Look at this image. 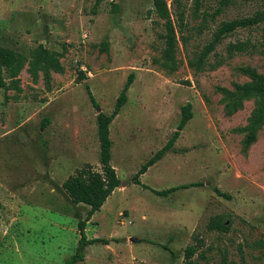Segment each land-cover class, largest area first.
I'll use <instances>...</instances> for the list:
<instances>
[{
    "label": "rangeland",
    "instance_id": "obj_1",
    "mask_svg": "<svg viewBox=\"0 0 264 264\" xmlns=\"http://www.w3.org/2000/svg\"><path fill=\"white\" fill-rule=\"evenodd\" d=\"M168 2L174 61L154 0H0V44L27 57L17 81L0 76V264H66L75 252L89 206L74 204L62 184L86 163L101 170L97 116L113 111L132 72L128 102L110 126L121 185L86 228L110 244L88 246L78 264H264V123L252 121L255 98L233 109L236 97L225 91L251 80L245 68L264 74L261 25L237 29L200 64L223 21L264 4L238 0L215 16L216 0L199 10L194 0ZM239 40L255 47L230 56L228 44ZM41 43L59 54L63 72L33 75ZM188 102L194 115L174 149L140 179L157 190L202 185L162 196L133 177L169 141ZM220 216L228 229L210 227ZM189 246L197 252L187 260Z\"/></svg>",
    "mask_w": 264,
    "mask_h": 264
},
{
    "label": "trees",
    "instance_id": "obj_2",
    "mask_svg": "<svg viewBox=\"0 0 264 264\" xmlns=\"http://www.w3.org/2000/svg\"><path fill=\"white\" fill-rule=\"evenodd\" d=\"M101 0H97L99 3ZM196 10H199L203 0H194ZM217 8L214 11V15L221 14L227 7L234 4L238 0H216ZM251 1V0H242ZM264 4V0H261ZM154 11L166 21L167 26V47H166V57L168 60H175V48L178 42L177 31L174 21L172 19V13L169 7L168 0H154ZM263 31L264 40V9H258L254 14L242 18H235L228 21H223L218 29L214 32L212 40L205 46L200 55V64L206 57L210 55L211 52L215 51L217 46L223 41L224 38L229 36L231 33L235 32L239 28H247L253 26H260ZM255 46H251L248 42L237 41L230 42L227 46L228 54L231 56L238 52L250 51ZM27 61V57L22 53L0 44V76L5 72L9 78H13L17 81V77L24 68ZM44 70L46 72L54 70L56 72H63L64 66L60 61L59 54L47 48L44 44H39L32 54L31 61V72L35 77L38 76L39 71ZM243 71L248 74L251 78L250 81L243 84H237L235 92L229 90L227 93L235 96L231 102L233 109H236L238 105L242 103V100L255 98L257 100V107L252 115V121H254V126L256 128L261 127L264 123V74L259 73L257 70L252 68H245ZM84 75L81 74V78ZM135 79V74L132 72L124 85L118 99L115 103V107L111 113L99 112L97 116L98 125V137L100 141V162L102 164L101 170H97L91 163H86L84 166L78 168L73 174L63 182L62 187L66 194L74 204L84 203L89 206V210L85 218L80 219L78 223V229L80 233L79 244L75 252L66 259V264H78L85 260L86 249L90 245L96 243L110 244V239L107 238H89L86 234L87 223L90 221L92 216L99 211L105 204L107 199L112 195L114 190L121 185V180L118 177L116 168L112 164V145L113 141L111 138L110 126L113 120L119 115L123 106L128 102V90L130 89L133 81ZM0 86H6L5 82L0 80ZM7 87V86H6ZM87 92L91 102L98 106L97 99L91 90L90 86L86 85ZM238 103V105H237ZM236 105V106H235ZM182 117L177 130L171 136L169 141L158 150L147 162H145L138 172L134 175L133 181L136 184L143 185L145 188H150L156 194L162 196H169L171 193L176 192L180 189L189 188L191 186L202 185L201 182H195L190 184H181L177 186H172L167 189L157 190L145 185L140 176L145 174L148 169L161 160L169 151L174 149L177 139L180 137L181 130L185 128L187 123L192 119L193 105L191 102L186 103L182 106ZM50 123V119L47 118L44 122V126ZM256 136L254 134L250 135V142L254 141ZM217 193L230 199L232 196L226 192H222L216 189ZM221 216L213 219V224L210 226L212 229H221L222 226L228 229L225 222L222 223ZM165 248L173 251L168 244ZM197 252L196 246H189L186 248L185 257L190 260ZM193 264H198L193 262ZM220 264H228L226 257L223 258Z\"/></svg>",
    "mask_w": 264,
    "mask_h": 264
},
{
    "label": "crops",
    "instance_id": "obj_3",
    "mask_svg": "<svg viewBox=\"0 0 264 264\" xmlns=\"http://www.w3.org/2000/svg\"><path fill=\"white\" fill-rule=\"evenodd\" d=\"M118 189H119V187H118V188H116V189L114 190V192H115L116 190H118ZM114 192H113V193H114ZM113 193H112V194H113ZM105 204H107V203L105 202ZM105 204H104V205H105ZM104 205H103V206H104ZM103 206H102V207H103Z\"/></svg>",
    "mask_w": 264,
    "mask_h": 264
},
{
    "label": "water",
    "instance_id": "obj_4",
    "mask_svg": "<svg viewBox=\"0 0 264 264\" xmlns=\"http://www.w3.org/2000/svg\"><path fill=\"white\" fill-rule=\"evenodd\" d=\"M99 110H100V108H99Z\"/></svg>",
    "mask_w": 264,
    "mask_h": 264
}]
</instances>
